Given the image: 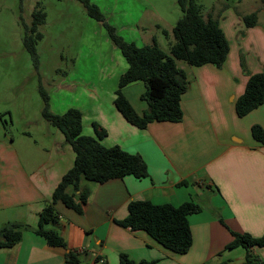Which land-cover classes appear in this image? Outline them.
<instances>
[{
	"label": "crops",
	"instance_id": "1",
	"mask_svg": "<svg viewBox=\"0 0 264 264\" xmlns=\"http://www.w3.org/2000/svg\"><path fill=\"white\" fill-rule=\"evenodd\" d=\"M220 27L230 48L223 66L181 67L189 85L181 99L180 122H152L139 129L112 107L101 122L92 124L106 130L100 140L104 146L140 155L148 176L105 183L82 178L80 188L89 192L82 213L58 202L57 221L44 225L64 239L65 247L49 246L36 230L41 212L74 164L71 145L56 128L53 141L40 145L44 156L36 146L37 156L31 153L30 159L15 148L14 137L5 133L0 138V229L10 223L28 226L21 242L0 248V264H68L69 255L77 264H121L122 256L133 264L246 263L244 248L227 246L234 240L232 232L264 235V143L251 134L253 126L264 130V104L245 117L237 116L235 104L249 77L263 71L264 27L259 21L252 27ZM145 92L143 83L123 90L139 115L148 110L141 98ZM86 135L96 138L95 131ZM29 146L23 143L22 150ZM67 192L72 194L73 188ZM132 201L199 205L201 211L188 217L193 237L189 251L174 253L147 232L121 226ZM250 251L254 264H264V247Z\"/></svg>",
	"mask_w": 264,
	"mask_h": 264
},
{
	"label": "rangeland",
	"instance_id": "2",
	"mask_svg": "<svg viewBox=\"0 0 264 264\" xmlns=\"http://www.w3.org/2000/svg\"><path fill=\"white\" fill-rule=\"evenodd\" d=\"M197 1L204 18L211 17L223 27H240L243 17L253 12L264 27V0ZM91 3L113 30L91 18L77 0H0V124L1 120L5 123L0 138L5 133L14 137L15 148L25 158V154L34 158L36 146L39 150L42 143L53 141L57 129L45 118L46 109L58 116L70 109L81 111L86 135L94 132V122H101L115 108V92L127 64L114 38L137 46L155 42L169 52L173 29L182 16L178 0ZM37 4L47 17L38 28L43 38L35 62L24 38ZM163 30L168 31V38ZM178 65L188 64L178 61ZM242 65L245 67L244 59ZM26 142L30 146L25 151L22 144Z\"/></svg>",
	"mask_w": 264,
	"mask_h": 264
},
{
	"label": "trees",
	"instance_id": "3",
	"mask_svg": "<svg viewBox=\"0 0 264 264\" xmlns=\"http://www.w3.org/2000/svg\"><path fill=\"white\" fill-rule=\"evenodd\" d=\"M77 1L83 5L91 18L113 30L104 22L99 8L92 4L91 0ZM178 4L182 16L173 29L174 39L170 43L169 52L161 49L155 42L153 45L137 46L134 42L114 38V43L120 48L127 64V70L120 77L115 92L114 105L128 123L139 129H145L152 122L177 123L182 120L181 99L187 91L189 79L178 65V61L194 67L209 64L222 67L230 50L219 22L211 17L204 18L197 0H178ZM46 17V13L37 4L32 14L31 26L25 27L24 46L35 62L38 60L37 45L43 38L38 28L45 23ZM243 21L247 27L255 26L258 15L253 12L244 16ZM163 34L169 37L168 31L163 30ZM139 82L146 87V92L141 98L147 102L148 110L143 115L136 112L123 94L124 88ZM262 104L264 67L261 73L249 77L244 94L235 104L237 116L245 117ZM44 116L52 126L63 133L75 153V160L55 188L51 203H48L41 212L36 233L42 236L49 246L65 247L64 239L56 231L45 230L44 225L57 221L54 205L58 202L77 213H82L83 205L89 196L88 189L80 188L82 178L97 183L125 176L141 179L148 176V168L140 155L130 154L120 146H104L100 140L107 136V132L99 125L94 124L96 138L84 135L81 111L70 109L64 115L58 116L52 115L46 109ZM251 134L255 140L264 143V130L260 126H253ZM69 187L73 188L72 194L67 192ZM201 209L192 201L180 206L132 201L128 205L127 218L119 224L133 231H145L166 249L177 254H185L193 243L188 217L200 212ZM27 229L28 226L24 223L4 225L0 229V248H11L21 242L23 232ZM232 235L234 240L227 249L244 248L245 264H254L255 259L250 249L264 247V235L261 238L234 232ZM67 262L77 264L78 261L75 256L69 255ZM121 264L133 263L122 256Z\"/></svg>",
	"mask_w": 264,
	"mask_h": 264
}]
</instances>
